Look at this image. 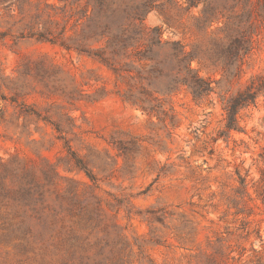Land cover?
<instances>
[{"label": "rangeland", "instance_id": "rangeland-1", "mask_svg": "<svg viewBox=\"0 0 264 264\" xmlns=\"http://www.w3.org/2000/svg\"><path fill=\"white\" fill-rule=\"evenodd\" d=\"M142 3L144 24L197 55L191 67L213 81L202 101L175 88L169 59L157 72L122 58L113 74L83 52L103 46L94 9ZM201 9L0 0V264H264V95L238 113V131L222 110L264 72V32L227 77L204 53L214 35L199 30ZM143 89L159 115L131 104ZM41 195L67 209L72 247L70 229L37 221L49 217Z\"/></svg>", "mask_w": 264, "mask_h": 264}, {"label": "trees", "instance_id": "trees-1", "mask_svg": "<svg viewBox=\"0 0 264 264\" xmlns=\"http://www.w3.org/2000/svg\"><path fill=\"white\" fill-rule=\"evenodd\" d=\"M189 7L203 5L198 19L199 30H211L214 35L205 48L206 57L213 65L220 67L227 77H236L241 73L245 60L255 49L258 37L264 32V3L260 0H184ZM103 2H98L99 6ZM148 3H142L143 9H94L103 13V30L100 40L103 46L83 51L87 56L96 59L105 65L113 74L119 68L115 63L122 58H133L139 62L149 64L150 71L162 72L159 65L163 60L169 59L175 70V88L185 87L193 101L199 102L214 92L209 79L199 76L191 67V62L197 58L192 52H187L179 42H168L162 39V31L158 26L147 27L144 24L146 15L152 10L147 8ZM222 9H219V8ZM93 12V13H94ZM93 17V16H92ZM91 19V18H90ZM99 26L101 21L98 22ZM63 46V44H62ZM174 86V85H173ZM143 98L138 103L131 104L147 114L159 115L158 106L152 105L156 101L147 90L140 92ZM264 95V72L249 79L245 88L230 96L223 102L225 128L228 131H238V113L255 104L258 96ZM90 180H94L86 167L80 165ZM31 190L22 188V201L27 202ZM31 198V197H30ZM39 202L41 210L49 214L48 219L37 218V221L46 225L59 226L60 230L69 231L63 236L62 242L72 247L78 240L74 236L73 228L66 225L64 218L60 217L67 209L59 206L57 210L53 205L46 204L43 195ZM84 240H87L85 237Z\"/></svg>", "mask_w": 264, "mask_h": 264}]
</instances>
